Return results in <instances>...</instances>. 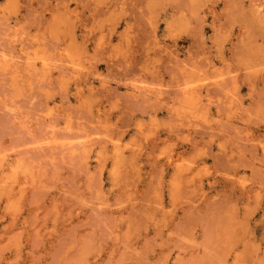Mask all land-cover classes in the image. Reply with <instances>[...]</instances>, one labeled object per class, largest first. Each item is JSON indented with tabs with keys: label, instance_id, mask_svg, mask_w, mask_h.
Returning <instances> with one entry per match:
<instances>
[{
	"label": "rangeland",
	"instance_id": "374dc122",
	"mask_svg": "<svg viewBox=\"0 0 264 264\" xmlns=\"http://www.w3.org/2000/svg\"><path fill=\"white\" fill-rule=\"evenodd\" d=\"M0 264H264V0H0Z\"/></svg>",
	"mask_w": 264,
	"mask_h": 264
},
{
	"label": "bare ground",
	"instance_id": "6f19581e",
	"mask_svg": "<svg viewBox=\"0 0 264 264\" xmlns=\"http://www.w3.org/2000/svg\"><path fill=\"white\" fill-rule=\"evenodd\" d=\"M87 39V38H86ZM64 52V51H63ZM82 58V57H81ZM75 60V59H74ZM58 61V60H57ZM8 62V61H7ZM29 71V70H28ZM43 72V71H42ZM199 84V83H198ZM144 87V86H143ZM198 92V91H197ZM199 94V93H198ZM148 99V98H147ZM181 99V98H180ZM195 104V103H194ZM194 106V105H193ZM200 108V107H199ZM182 109H184V108H182ZM193 113V112H192ZM204 114V113H203ZM215 119V118H214ZM190 122V121H189ZM179 130V129H178ZM121 132V131H120ZM179 132V131H178ZM119 134V133H118ZM117 134V135H118ZM108 160V159H107ZM185 183V182H184ZM186 192V191H185ZM190 192V191H189ZM191 194V193H190ZM162 198V197H161ZM229 204V203H228ZM230 207V206H229ZM236 209V208H235ZM220 210V209H219ZM219 214V213H218ZM234 216H236V215H234ZM225 217V216H224ZM226 221V220H225ZM226 223V222H225ZM229 225V224H228ZM245 225H246V223H245ZM231 226V225H230ZM233 226V225H232ZM245 228V227H244ZM232 229V228H231ZM229 230V229H228Z\"/></svg>",
	"mask_w": 264,
	"mask_h": 264
}]
</instances>
